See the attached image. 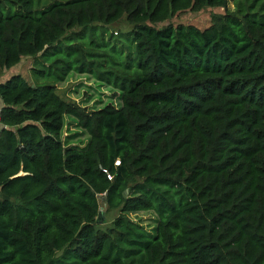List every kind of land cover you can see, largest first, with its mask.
Returning a JSON list of instances; mask_svg holds the SVG:
<instances>
[{
    "label": "trees",
    "instance_id": "1",
    "mask_svg": "<svg viewBox=\"0 0 264 264\" xmlns=\"http://www.w3.org/2000/svg\"><path fill=\"white\" fill-rule=\"evenodd\" d=\"M231 4L0 0V70L30 57L0 81V264H264V0ZM205 6L203 28L152 25ZM70 72L118 103L61 97Z\"/></svg>",
    "mask_w": 264,
    "mask_h": 264
},
{
    "label": "rangeland",
    "instance_id": "2",
    "mask_svg": "<svg viewBox=\"0 0 264 264\" xmlns=\"http://www.w3.org/2000/svg\"><path fill=\"white\" fill-rule=\"evenodd\" d=\"M49 0H34V8L46 4ZM231 0H228V8H231ZM223 9L220 6H205L198 10L185 9L174 13L171 17L163 21H158L152 25L155 27H162L167 22L175 24L191 23L199 28L207 26L210 22V18L213 15L222 13ZM107 29L106 34L110 33H123L130 29V24L125 20V16L122 15L117 20L105 24ZM116 39L120 35L112 34ZM123 40L122 38H120ZM30 62V57H21L18 63L14 64L7 69L8 73H13L14 70L19 72L26 79L28 78L27 66ZM56 92L65 99L73 100L87 108L100 106L106 102L118 103L117 96L114 95L110 86H107L102 81L91 78L85 73L70 72L66 78L55 85ZM62 134L70 143L77 145L83 144L86 140V134L75 125L74 119L71 116H64V125L62 128ZM115 214L114 210L105 211L102 210L99 215L101 221L100 226L108 225L111 218ZM127 215L141 223L144 226H150L153 224L155 218L154 213L151 210H139L136 212H127ZM98 220V221H99Z\"/></svg>",
    "mask_w": 264,
    "mask_h": 264
},
{
    "label": "crops",
    "instance_id": "3",
    "mask_svg": "<svg viewBox=\"0 0 264 264\" xmlns=\"http://www.w3.org/2000/svg\"><path fill=\"white\" fill-rule=\"evenodd\" d=\"M23 57H26V56H23ZM28 66H29V64H28ZM28 66H27V68H28ZM14 72H17V71L14 70ZM10 73L7 72V69L0 70V81L4 80ZM1 105H2V102L0 100V106Z\"/></svg>",
    "mask_w": 264,
    "mask_h": 264
}]
</instances>
